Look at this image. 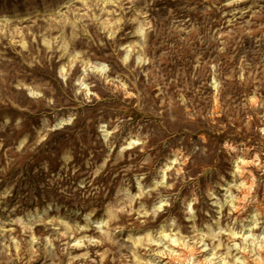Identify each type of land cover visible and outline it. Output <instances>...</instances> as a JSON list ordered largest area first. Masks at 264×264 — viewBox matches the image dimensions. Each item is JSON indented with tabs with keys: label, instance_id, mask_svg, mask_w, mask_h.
<instances>
[{
	"label": "rangeland",
	"instance_id": "rangeland-1",
	"mask_svg": "<svg viewBox=\"0 0 264 264\" xmlns=\"http://www.w3.org/2000/svg\"><path fill=\"white\" fill-rule=\"evenodd\" d=\"M0 264H264V0H0Z\"/></svg>",
	"mask_w": 264,
	"mask_h": 264
}]
</instances>
